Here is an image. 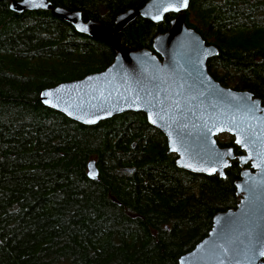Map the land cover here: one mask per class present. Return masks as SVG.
I'll return each mask as SVG.
<instances>
[{
    "label": "trees",
    "instance_id": "1",
    "mask_svg": "<svg viewBox=\"0 0 264 264\" xmlns=\"http://www.w3.org/2000/svg\"><path fill=\"white\" fill-rule=\"evenodd\" d=\"M11 1L0 0V264H178L217 213L237 207L239 160L224 178L193 173L142 112L84 125L43 104L44 89L105 70L116 52L51 11L18 13ZM49 1L115 29L120 13L148 0ZM186 14L218 48L211 75L264 105V0H191ZM176 16L137 17L119 34L123 45L152 49ZM218 142L243 152L233 136Z\"/></svg>",
    "mask_w": 264,
    "mask_h": 264
},
{
    "label": "water",
    "instance_id": "2",
    "mask_svg": "<svg viewBox=\"0 0 264 264\" xmlns=\"http://www.w3.org/2000/svg\"><path fill=\"white\" fill-rule=\"evenodd\" d=\"M191 0H148L116 18L115 29L80 11L54 7L49 0H13L10 8L51 11L81 34L111 45L113 63L105 70L44 89L41 101L84 125H95L125 112H142L167 137L181 169L226 177L231 160L243 168L236 181L240 201L236 208L214 216L209 234L178 264H264V106L247 90L223 86L208 69L218 48L188 26ZM168 32L158 34L150 48L123 45L121 31L137 17L161 22L169 15ZM155 121V122H153ZM229 134L245 152L221 146L217 136ZM133 171V169H128ZM95 179V160L88 163Z\"/></svg>",
    "mask_w": 264,
    "mask_h": 264
},
{
    "label": "flooded vegetation",
    "instance_id": "3",
    "mask_svg": "<svg viewBox=\"0 0 264 264\" xmlns=\"http://www.w3.org/2000/svg\"><path fill=\"white\" fill-rule=\"evenodd\" d=\"M262 105H263V103H262ZM264 106V105H263ZM221 136H231V135H229V134H222V135H219V136H217V139H218V137H221ZM237 145V144H236ZM238 146V145H237ZM224 147V146H223ZM232 147V146H231ZM242 150V149H241ZM243 151V150H242ZM236 153V152H235ZM245 152L243 151L242 153H239V154H237V156H240V155H242V154H244ZM236 159H238L239 160V158H236ZM235 160V159H234ZM232 161V160H231ZM239 163H240V160H239ZM249 165V166H248ZM241 166V165H240ZM242 168H249V167H251V164L249 163V164H246L245 166H241Z\"/></svg>",
    "mask_w": 264,
    "mask_h": 264
},
{
    "label": "snow or ice",
    "instance_id": "4",
    "mask_svg": "<svg viewBox=\"0 0 264 264\" xmlns=\"http://www.w3.org/2000/svg\"><path fill=\"white\" fill-rule=\"evenodd\" d=\"M26 2H27V0H26ZM185 3H186V0H185ZM153 122H155V121H153ZM262 255H264V253H261Z\"/></svg>",
    "mask_w": 264,
    "mask_h": 264
},
{
    "label": "rangeland",
    "instance_id": "5",
    "mask_svg": "<svg viewBox=\"0 0 264 264\" xmlns=\"http://www.w3.org/2000/svg\"><path fill=\"white\" fill-rule=\"evenodd\" d=\"M222 138H225V136H221Z\"/></svg>",
    "mask_w": 264,
    "mask_h": 264
}]
</instances>
